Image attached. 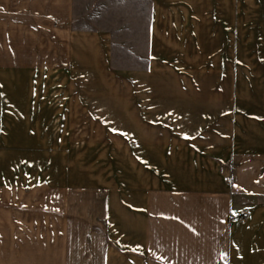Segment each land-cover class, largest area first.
<instances>
[{
  "label": "crops",
  "instance_id": "0c3cea01",
  "mask_svg": "<svg viewBox=\"0 0 264 264\" xmlns=\"http://www.w3.org/2000/svg\"><path fill=\"white\" fill-rule=\"evenodd\" d=\"M240 2L264 0H0V264H264V48L242 50Z\"/></svg>",
  "mask_w": 264,
  "mask_h": 264
},
{
  "label": "rangeland",
  "instance_id": "374dc122",
  "mask_svg": "<svg viewBox=\"0 0 264 264\" xmlns=\"http://www.w3.org/2000/svg\"><path fill=\"white\" fill-rule=\"evenodd\" d=\"M240 42L242 50L244 48H264V2H240ZM247 50V49H246ZM264 50V49H263ZM22 130V129H21ZM31 135H20L16 138H29ZM33 137V136H32ZM52 136H42L41 142H46ZM54 144V143H49ZM16 146H19L18 143ZM4 151L1 158L4 163L10 165H25L32 173H45L49 175L63 174L67 168H71L72 163H79L74 168L76 174L86 171L81 165H86L85 159L89 152L57 151V150H33V151ZM78 154V155H77ZM80 159L75 160V156ZM84 163V164H82ZM86 173V172H85ZM0 193V197H2ZM7 196V195H6Z\"/></svg>",
  "mask_w": 264,
  "mask_h": 264
},
{
  "label": "built area",
  "instance_id": "2783aa9c",
  "mask_svg": "<svg viewBox=\"0 0 264 264\" xmlns=\"http://www.w3.org/2000/svg\"><path fill=\"white\" fill-rule=\"evenodd\" d=\"M249 218H250V213H249V211L246 210L240 215L239 221L246 222V221H248Z\"/></svg>",
  "mask_w": 264,
  "mask_h": 264
},
{
  "label": "snow or ice",
  "instance_id": "6c2138e0",
  "mask_svg": "<svg viewBox=\"0 0 264 264\" xmlns=\"http://www.w3.org/2000/svg\"><path fill=\"white\" fill-rule=\"evenodd\" d=\"M113 131H116V129H112Z\"/></svg>",
  "mask_w": 264,
  "mask_h": 264
}]
</instances>
